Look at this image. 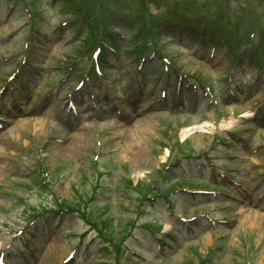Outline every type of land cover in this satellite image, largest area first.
Segmentation results:
<instances>
[{"label":"rangeland","instance_id":"1","mask_svg":"<svg viewBox=\"0 0 264 264\" xmlns=\"http://www.w3.org/2000/svg\"><path fill=\"white\" fill-rule=\"evenodd\" d=\"M40 1V8L45 11L44 19L47 27L44 31L47 32V36L33 46L29 58L31 65L40 67L38 70L40 82L37 84V94L33 93V98L32 95L26 97L23 94L20 96V102L24 103L23 106L29 104V108L38 102L34 111L35 113L39 111L37 114L42 116L21 117L7 124L0 131V247L13 237L6 230H2L5 229L3 228L5 223L11 225L12 231L22 228V224L18 221L26 218L33 208L39 210L43 206L54 204V198L47 195L44 186H40L41 179L48 181L56 197L64 198L71 206L78 205L81 208L85 200L93 196L89 200L88 210H93L95 213L106 212L101 218L111 219L110 225L106 224L103 227L105 228L103 234L112 241H117L124 231V223L131 216L125 209L129 202V197L126 195L127 188L130 189L127 179L132 181V186L140 180L148 183L157 179V172L164 169L172 159V155L164 145L169 144L170 138L180 137L179 141L183 142L179 143L187 152H199L202 149L211 157L212 155L216 157L221 170H238L237 182L245 183V188L242 194L237 193L240 195L237 197L233 191L227 190L226 195L220 198L224 201L222 203L208 201L207 196H199L195 203L189 204L188 200L191 196L182 193L170 195L173 199V201L169 200L170 202L163 199L172 204L171 209L168 203L161 199L156 200L154 204L145 202L146 207L142 210L140 220L145 224L156 219L167 222L174 215H194L196 211H206L205 213H209L213 219L226 220L225 223H216L214 227L206 225L205 222L196 224L191 222L190 227L197 228L196 236L184 234L186 236L183 237L179 234L178 242L173 244L171 252L160 256L164 258L162 264H194L197 260L196 254L202 257L207 255L219 237L223 238V249L215 251L212 256L208 255L211 262L207 264H243L246 261L250 264H264V184L260 183V174L264 171V127L257 124L260 122L259 115L257 108L252 107V100L249 97L243 99L240 97L238 104L234 101V104L223 105L220 102L221 90L218 87L217 105L212 107L203 105L202 108L200 106L198 109H193L187 101H183L184 103L180 101L174 107L173 87L167 91V102H165L157 96V86H148L147 89L142 86L130 94L127 93L122 106L115 104L114 93L107 95L105 100H100L98 106H95L90 103L86 93L81 92L77 95L76 101L78 115L70 114L63 118L54 116L50 130V122H45L43 118L47 112L53 115L58 113L59 102L53 101V93L59 94V81L65 78L66 70L62 65L65 63L63 61L66 55L71 61L77 57L78 35L76 34L77 29L82 27L83 21L73 12V6L64 4L62 0ZM208 1L209 5H212L210 8L219 12L222 23L228 17L236 20L240 30L246 25L247 31L256 26L255 23L259 20L258 24L262 23L264 29V0ZM116 5L122 9L118 14H131L134 21L132 30L136 31L143 24H148L146 18L142 20L138 17L142 7L141 0H105L100 5V9L107 8L110 12L107 10L96 13L99 17L103 14L104 17L109 18L114 10L119 11L115 8ZM10 7L7 2L0 0V84L18 65L23 55L22 42L28 24V17L21 7H13L12 10ZM150 11L153 13L155 10L150 7ZM64 20L68 22L67 25L62 27L57 25ZM111 23L115 26L120 25L113 20ZM162 28L175 29L173 25L171 27L165 25ZM119 29L125 36L124 40L129 39L132 30L120 26ZM176 40L169 43L166 42V36L161 39L162 43L166 42L168 54L173 55L177 60L173 61L176 66L188 72L203 69L204 74H208L214 80V84L222 86L220 79H223L226 69H223L225 60L220 57L225 51L221 48L211 56L208 54V49L200 50V46L194 43L189 45L185 41L180 43L178 39ZM114 58L117 59V56ZM115 59L104 68L108 72V77L118 79L117 89L124 91L126 87L134 85L137 67L134 66L133 79H129L126 75V82L121 71L119 72ZM5 64L11 66L4 67ZM243 67L235 66L233 77L237 79L243 77L244 83L248 81L253 85L255 77L252 70ZM68 79L72 80L71 75ZM74 81L75 79L70 84H74ZM20 83L17 82L18 85ZM262 93L255 99H262ZM130 97L133 99L131 102ZM166 103L168 106H165ZM49 105L50 109L45 111ZM183 105L190 107L186 109ZM98 107L105 109L100 116L95 114V109ZM242 120L245 125L256 128L249 136L244 152L241 149L244 148L242 145L230 147L233 159L231 164H228V160L221 158L223 153L220 149L221 145L210 144L212 136L223 130L239 131ZM45 138H54L52 143L54 148L43 153L46 161H51V167L46 170V175L40 177L30 172L29 167L37 166L34 164L35 158ZM175 149H179L178 146H175ZM173 155L177 157L178 152ZM91 160L95 161V166L92 165ZM186 161L181 160L183 164ZM204 163L202 157L200 160L202 170L209 173L210 170ZM95 169L101 172L99 177L94 176ZM183 170L181 171L179 167L173 169L169 167L165 172L166 178L159 180L157 188H165V186L170 188L174 183H179L178 179L181 177L190 176L186 173L185 166ZM93 186H95L94 192ZM257 189L262 191L261 195L255 193ZM81 195L83 200L79 198ZM70 216L71 219L64 222L65 230L59 231L60 236L67 235L66 240L56 236L55 230L60 222L58 219L54 223L39 222L44 233L50 227V232H53L55 237L43 244L44 236L48 234L34 236L35 243H40L42 246L38 253L34 251V256H31L34 257L31 260L33 264H59L70 247L77 243V251L81 252V255L75 259L78 261L77 264H106L105 261L112 256L113 247L109 246L106 249L104 247L106 244H99V240L93 238L94 233L90 232L84 234L85 237L74 238L73 234L84 232L88 226L78 214H70ZM101 224L102 220L99 222V225ZM134 232L137 233V230ZM136 243L142 244V240L133 238L126 243V247L140 253L148 262L144 261L140 264H154V261L158 260L152 254L157 249L154 251L134 249L138 248L135 246ZM83 244H87L85 250ZM90 258L93 261L85 262L90 261L88 260ZM111 261L112 259L108 264ZM134 262L137 261L123 259L122 264Z\"/></svg>","mask_w":264,"mask_h":264}]
</instances>
